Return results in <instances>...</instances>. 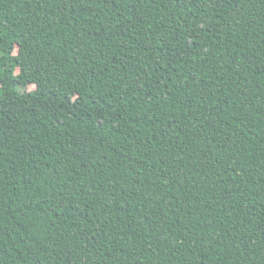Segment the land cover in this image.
Listing matches in <instances>:
<instances>
[{"label":"trees","instance_id":"1","mask_svg":"<svg viewBox=\"0 0 264 264\" xmlns=\"http://www.w3.org/2000/svg\"><path fill=\"white\" fill-rule=\"evenodd\" d=\"M0 264H264V0H0Z\"/></svg>","mask_w":264,"mask_h":264},{"label":"rangeland","instance_id":"2","mask_svg":"<svg viewBox=\"0 0 264 264\" xmlns=\"http://www.w3.org/2000/svg\"><path fill=\"white\" fill-rule=\"evenodd\" d=\"M33 89H34L33 86H28V87L26 88V91H31V90H33Z\"/></svg>","mask_w":264,"mask_h":264}]
</instances>
